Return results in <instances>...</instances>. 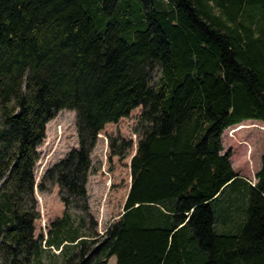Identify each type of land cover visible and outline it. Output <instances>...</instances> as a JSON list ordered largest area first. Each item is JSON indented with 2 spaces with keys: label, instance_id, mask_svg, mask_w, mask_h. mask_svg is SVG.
I'll list each match as a JSON object with an SVG mask.
<instances>
[{
  "label": "trees",
  "instance_id": "16d2710c",
  "mask_svg": "<svg viewBox=\"0 0 264 264\" xmlns=\"http://www.w3.org/2000/svg\"><path fill=\"white\" fill-rule=\"evenodd\" d=\"M138 106L123 213L93 247L97 233L64 211L46 245L75 249L77 264H264V151L254 186L217 200L236 176L222 130L264 122V0H0L4 262L38 264L33 166L46 122L73 110L77 146L39 190L57 185L65 209L87 210L97 135Z\"/></svg>",
  "mask_w": 264,
  "mask_h": 264
},
{
  "label": "rangeland",
  "instance_id": "374dc122",
  "mask_svg": "<svg viewBox=\"0 0 264 264\" xmlns=\"http://www.w3.org/2000/svg\"><path fill=\"white\" fill-rule=\"evenodd\" d=\"M141 109V106H138L128 116L120 118L115 123L105 124L98 133L90 154L91 167L85 185L87 210H81L74 205L65 209L57 185L45 182L43 189L39 190L43 173L61 160L70 149L77 146L76 114L73 110H59L46 122L44 137L35 147L37 158L33 166L34 208L32 210L36 214L32 224L33 238L36 240L41 237L38 264H77L73 258L75 249L55 248L45 243V239L54 237L53 224L58 218L63 217L64 211L69 215V223L79 233L89 234L92 231L97 233L93 247L102 239L105 228L118 220L129 189V161L135 152L137 141L135 129ZM241 126L244 127L242 138L234 135V131ZM228 134L234 137L231 145L237 156L243 155L244 158L247 149L246 161L242 162L249 170L255 172L253 166L260 161L259 156L264 151V122L248 120L231 126ZM111 145L114 151L122 152L125 157L112 155ZM254 178L253 175L250 177L255 183ZM66 244L70 243L66 240L62 242V245ZM2 254L0 253V264H8V261L4 262ZM106 264H116L115 257H108Z\"/></svg>",
  "mask_w": 264,
  "mask_h": 264
},
{
  "label": "crops",
  "instance_id": "0c3cea01",
  "mask_svg": "<svg viewBox=\"0 0 264 264\" xmlns=\"http://www.w3.org/2000/svg\"><path fill=\"white\" fill-rule=\"evenodd\" d=\"M242 122H248V120H244ZM240 122V123H242ZM239 123V124H240ZM233 126V125H232ZM231 126H228L227 128L223 129L220 135V141H221V146H222V150L221 153H224V151L229 150L230 151V163H231V167L233 169V171L235 172L236 176H235V180L230 184H228L227 186H225L222 189V192L220 193V195L217 197V200H219L220 198H226V195L228 196V194H230L229 196V200L234 199V197L232 196V193L234 192V190L231 188V186L235 185V186H243V184H250L251 179L250 177L253 175H255V173L257 172V170L259 169L260 166V161H258V163H255L253 168L255 167V172L254 170L248 168L247 165H245L243 162L246 161V155H247V149L244 153V158L243 155L242 156H237V153L235 154L234 149H233V145L232 144V140L234 139V137L230 136L228 134V129ZM243 131H244V127H240L237 130L234 131V135H238L240 138H242L243 136ZM262 154V152H261ZM260 154V155H261ZM260 158V156H259ZM243 161V162H242ZM251 173H253L251 175Z\"/></svg>",
  "mask_w": 264,
  "mask_h": 264
},
{
  "label": "built area",
  "instance_id": "2783aa9c",
  "mask_svg": "<svg viewBox=\"0 0 264 264\" xmlns=\"http://www.w3.org/2000/svg\"><path fill=\"white\" fill-rule=\"evenodd\" d=\"M230 133H232V130H230ZM250 184L252 185V186H254V181L253 182H250Z\"/></svg>",
  "mask_w": 264,
  "mask_h": 264
},
{
  "label": "water",
  "instance_id": "95a60500",
  "mask_svg": "<svg viewBox=\"0 0 264 264\" xmlns=\"http://www.w3.org/2000/svg\"><path fill=\"white\" fill-rule=\"evenodd\" d=\"M121 213H123V210H122V212Z\"/></svg>",
  "mask_w": 264,
  "mask_h": 264
}]
</instances>
